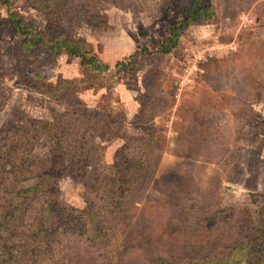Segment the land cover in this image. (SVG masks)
<instances>
[{
	"label": "rangeland",
	"instance_id": "rangeland-1",
	"mask_svg": "<svg viewBox=\"0 0 264 264\" xmlns=\"http://www.w3.org/2000/svg\"><path fill=\"white\" fill-rule=\"evenodd\" d=\"M67 1L107 25L94 27L88 18L71 23L62 15L65 6L50 9L37 0L0 3V132L20 120L50 119L67 102L74 110L100 113L99 126L119 132L100 145L104 164L110 166L126 143L145 170L125 212L116 220L105 218L111 230L96 229L82 243L70 240L66 259L264 264V0H212L213 17L189 25L166 55L146 50L159 48L167 28L183 17L186 0ZM9 10L48 38L67 32L82 40L87 56L108 70L97 77L84 69L81 57L64 51L52 57L43 47H30L28 57L23 37L10 30ZM211 46L218 49L215 55L203 57L187 75L193 52ZM121 62L125 65L117 67ZM64 80L80 82L75 94L81 103L54 90ZM66 166L50 201L85 209L97 173L80 158L67 157Z\"/></svg>",
	"mask_w": 264,
	"mask_h": 264
},
{
	"label": "trees",
	"instance_id": "trees-1",
	"mask_svg": "<svg viewBox=\"0 0 264 264\" xmlns=\"http://www.w3.org/2000/svg\"><path fill=\"white\" fill-rule=\"evenodd\" d=\"M37 1L50 9L65 6L62 15H66L71 23L78 24L88 18L94 27L107 25V21L100 23V17L96 14L81 13V5L70 1ZM186 1L183 17L167 28L168 35L159 48L146 52L169 54L177 46L183 30L192 23L205 22L213 17L212 0ZM0 3L11 6L10 0H0ZM8 13L10 30L23 37L21 48L28 57H31L30 47H43L52 57H57L63 51L81 57L84 69L95 72L97 77L108 70V66L95 56H87L88 53L81 48L82 40L75 39L67 32L48 38L43 31L26 22L16 10H9ZM124 65L121 62L117 67ZM38 69L35 66L33 73L39 78ZM79 83L64 80L54 90L69 94L81 103L75 94V87ZM63 105L65 111L53 112L50 119L20 120L0 132V264H71V260L63 254V251H67L64 245L72 239L75 243H82L96 229L111 230L105 218L114 215L116 220L122 215L121 212H125V203L136 181L144 173L145 167L139 169L140 165L126 143L116 150L110 166L104 164V146L100 145L102 141L120 137L119 132H112L114 128L112 126V130L111 125V130L99 126L103 122L100 113L88 114L84 107L74 110L67 102ZM99 115L100 118H97ZM138 141L146 147L143 138H138ZM39 146L47 148V152L42 155L37 153ZM124 156H127L126 159H123ZM67 157L74 161L80 158L97 173L96 182L88 185L85 209L50 201L58 193V179L66 174ZM123 165H126L125 170L131 168V171L125 172ZM105 170L114 172L103 173ZM32 179H36V183L19 186ZM108 259L109 254L103 261Z\"/></svg>",
	"mask_w": 264,
	"mask_h": 264
},
{
	"label": "built area",
	"instance_id": "built-area-1",
	"mask_svg": "<svg viewBox=\"0 0 264 264\" xmlns=\"http://www.w3.org/2000/svg\"><path fill=\"white\" fill-rule=\"evenodd\" d=\"M243 19L244 20L242 22L245 23L244 21L246 20V18H243ZM228 48L233 49L232 43L229 44ZM216 49H217L216 47L211 46V47L201 48L199 50H196V52H193L194 61L193 63H190V61L188 62V64L190 65H188V67L186 68L187 75H190L192 73V71L189 68L198 69L197 62H200L201 60H203V57H205L206 55H208L209 57L215 55Z\"/></svg>",
	"mask_w": 264,
	"mask_h": 264
}]
</instances>
